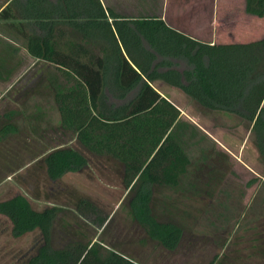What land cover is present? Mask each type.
<instances>
[{
  "label": "trees",
  "instance_id": "16d2710c",
  "mask_svg": "<svg viewBox=\"0 0 264 264\" xmlns=\"http://www.w3.org/2000/svg\"><path fill=\"white\" fill-rule=\"evenodd\" d=\"M10 2L0 10V20L24 40L30 57L52 64L65 83L53 100L59 129L77 146H50L39 155L50 181L83 170L87 153L116 159L129 219L147 239L175 250L182 229L157 217L153 194L160 187L177 189L189 158L171 135L179 109L152 86L157 80L203 108L246 120L264 165V34L247 42H203L156 16L124 18L99 0H64V12L78 16L65 17L78 33L58 35L54 19L40 16L34 4L25 14L20 6L21 21L11 20ZM244 11L263 17L264 0H244ZM14 132L9 121L0 124V138ZM0 215L13 237L40 233L24 264H140L87 233V225L98 229L107 215L86 198L78 197L72 210H36L15 194L0 200Z\"/></svg>",
  "mask_w": 264,
  "mask_h": 264
},
{
  "label": "rangeland",
  "instance_id": "374dc122",
  "mask_svg": "<svg viewBox=\"0 0 264 264\" xmlns=\"http://www.w3.org/2000/svg\"><path fill=\"white\" fill-rule=\"evenodd\" d=\"M212 1L202 10L207 27H201V41L247 42L263 36L264 16H244L238 0H217L215 7ZM108 4L121 13L119 0ZM215 20L217 32L211 34ZM221 20L235 27L222 26ZM64 84L54 66L30 57L24 40L0 20V115L10 113L0 124L9 121L16 128L0 138V200L20 194L36 210H72L78 197L86 198L107 215L98 229L87 225V233L140 264H264V165L246 120L203 108L159 80L152 83L179 109L171 135L189 158L179 187H160L153 194L157 217L182 229L177 248L167 251L126 214L122 166L116 159L87 153L83 170L56 181L46 177L39 155L50 146H77L59 129L53 94ZM10 227L0 215V264H24L40 243V233L35 229L13 237Z\"/></svg>",
  "mask_w": 264,
  "mask_h": 264
},
{
  "label": "crops",
  "instance_id": "0c3cea01",
  "mask_svg": "<svg viewBox=\"0 0 264 264\" xmlns=\"http://www.w3.org/2000/svg\"><path fill=\"white\" fill-rule=\"evenodd\" d=\"M11 0H2V5L0 6V10L6 6ZM101 5L104 8H108L113 11L112 7L108 4L111 0H99ZM229 0H219V3H228ZM239 7L242 9V14L244 16H248L250 18L258 19L261 17H256L244 12V0H238ZM217 0L212 1V7H215ZM64 0H15L14 4L10 2V19L15 22L18 20H22L21 13L24 14L27 11L28 4H34V10L40 13V16L43 17H51L54 19L55 25L53 27L54 31L58 35H70L78 33L77 27H74L73 23L70 24L67 22V18L70 17L72 20L74 18L77 19V15H73V11H69L68 13L64 12ZM207 0H119V10L121 13L118 15L124 18H135V17H144V16H156L163 20V22L186 35H189L192 38L197 40L199 39V35L202 34L201 27H207V19L203 18L202 10L205 12ZM20 6H23V11L21 12ZM33 10V11H34ZM47 12L50 15H47ZM114 12V11H113ZM115 13V12H114ZM239 18V17H237ZM234 18V19H237ZM240 19V18H239ZM215 23L211 24L212 26L211 34L217 32L216 20ZM219 23L221 25H225V27L231 28L234 23L233 21L230 23H224L221 20ZM209 24V25H210ZM220 27V24H219ZM233 27V28H234ZM7 28V27H6ZM10 30L15 36H19L13 29L10 27L7 28ZM24 29H27L24 27ZM231 34V32H230ZM233 35V34H232ZM19 38H21L19 36ZM22 39V38H21ZM201 41V40H200ZM209 43H214L211 39ZM231 43V42H224ZM27 53V52H26ZM161 94L160 92H158ZM166 98V97H165ZM167 99V98H166ZM0 115L1 119L5 113ZM0 119V120H1Z\"/></svg>",
  "mask_w": 264,
  "mask_h": 264
}]
</instances>
